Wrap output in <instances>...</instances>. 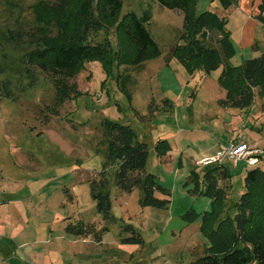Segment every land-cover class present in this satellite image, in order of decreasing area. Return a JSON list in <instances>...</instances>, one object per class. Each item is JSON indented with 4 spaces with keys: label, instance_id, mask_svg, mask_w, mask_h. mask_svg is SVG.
<instances>
[{
    "label": "rangeland",
    "instance_id": "374dc122",
    "mask_svg": "<svg viewBox=\"0 0 264 264\" xmlns=\"http://www.w3.org/2000/svg\"><path fill=\"white\" fill-rule=\"evenodd\" d=\"M40 1L57 2L0 0V81L11 89L10 98L0 95V264H186L203 255L209 243L200 221L210 211L211 199L189 193L193 185L188 176L193 170L201 174L205 169L201 160L215 155L234 134L226 129V112L214 99L221 66L206 74L189 70L173 55L182 24L179 11L154 0H121V15L148 13L146 27L159 55L139 68L120 66L109 77L98 62L86 63L71 81L78 96L71 94L58 104L51 77L34 69L37 80L30 86L21 64L22 56L34 48L33 7ZM195 3L197 14L217 11L227 18L224 28L235 49L230 65L264 56V24L255 18L256 26L249 23L242 39L233 4L224 9L217 0ZM217 35L209 34L210 46L217 47ZM104 37L114 48L113 31H102L97 38ZM120 73L130 77V100L116 84ZM165 99L172 108L163 111ZM259 106L257 98L244 112L230 111L243 116L240 132L262 149L256 166L264 170V113L259 114ZM105 119L129 125L137 140L147 144L145 169L168 191L169 197L155 193L170 200L166 209L141 206L137 189L117 190L115 166L107 160L100 134ZM162 139L170 150L158 158L154 145ZM227 162L232 167L230 179L219 184L229 204L244 191L246 170L227 160L223 166ZM102 177L114 221L103 220L92 198L91 182ZM80 223H94L101 240L96 242L93 233L79 236L66 231ZM127 224L140 235L141 244L122 242L132 236L124 229Z\"/></svg>",
    "mask_w": 264,
    "mask_h": 264
},
{
    "label": "trees",
    "instance_id": "16d2710c",
    "mask_svg": "<svg viewBox=\"0 0 264 264\" xmlns=\"http://www.w3.org/2000/svg\"><path fill=\"white\" fill-rule=\"evenodd\" d=\"M161 7L181 13V28L175 34L173 55L189 70L202 69L206 74L221 66L217 78L225 95L217 101L223 109L246 110L254 101L260 100L264 112V58L262 56L244 59L240 65L232 66L229 60L235 49L230 34L225 30V21L211 11L195 12L196 0H154ZM226 9L237 0H217ZM264 0L257 6L255 18L264 24L262 15ZM121 0H57L55 4L38 2L33 7L37 34L33 35L34 48L25 53L21 64L29 85L35 84L38 69L51 77L55 99L58 104L78 96L71 81L84 69L86 63L98 62L106 77L120 66L139 68L145 61L155 58L160 51L146 25L149 15L137 16L133 12L121 15ZM113 31L115 47L104 37L102 31ZM216 32L217 47L208 43L209 34ZM10 38L13 39L12 34ZM119 90L130 100L131 80L129 75L116 74ZM7 83L0 81V95L11 97ZM257 97V98H256ZM164 104L171 109L172 103ZM152 112V108H149ZM153 115V112L150 114ZM101 137L106 142L107 160L115 166L114 182L118 191L131 193L137 189L143 207L166 209L170 200L155 196L160 192L169 197L168 191L157 182V177L146 172L149 156L147 144L136 138L129 125L103 120L100 124ZM170 146L165 139L154 145L158 158L166 156ZM262 158V157H261ZM241 164V163H240ZM239 165V164H238ZM243 165V164H242ZM201 174L191 171L188 178L193 189L189 193L205 195L211 199L210 211L201 216L200 231L208 240L203 255L186 264H264V170L253 166L246 170L243 178L244 191L227 204L225 188L220 181H228L230 174L221 165L203 166ZM188 182L185 183L187 185ZM92 198L97 213L103 220L110 216L111 201L107 181L102 177L91 182ZM192 214V213H191ZM194 216H197L194 214ZM125 231L132 236L122 239L128 244H141L142 239L129 224ZM72 235L87 236L93 233L94 240H101L94 223H80L68 226Z\"/></svg>",
    "mask_w": 264,
    "mask_h": 264
},
{
    "label": "crops",
    "instance_id": "0c3cea01",
    "mask_svg": "<svg viewBox=\"0 0 264 264\" xmlns=\"http://www.w3.org/2000/svg\"><path fill=\"white\" fill-rule=\"evenodd\" d=\"M260 2H261V0H250V1L238 0L235 4H233L231 6L233 8L232 10L233 11L235 10V13L238 14L237 15V19L239 20L238 24H239V27H240L241 38L242 39H243L244 35L246 34L245 31L247 29V25L249 23H251V24L253 23L254 24L253 27H255L256 24H257V22L255 21L256 20L255 19V15L258 13L257 6H258V4ZM213 13H215L220 19L224 20L225 23H226L227 18L224 15H222L221 13H218L217 11L216 12L213 11ZM262 13H264V7H263ZM241 20H242V22H240ZM229 34H230V32H229ZM217 85H218V83H217ZM224 95H225L224 90H222L221 88L220 89L217 88V91L215 92L216 98H214L215 102H217L219 99L223 98ZM216 105L221 110H224V112H226L225 115L223 114L224 115V120H225L224 125H225L226 129L229 132L234 133L233 136L236 134L234 137L232 136V138L230 140H228V144L233 142V143L239 144V145H242V144L254 145L253 142H251V140H247V139L245 140L244 136L240 132L242 130L243 125H245V122L243 121V116L240 115L239 113H231V111H230V110H232L231 108L223 109L218 104H216ZM236 110H239V109H236ZM244 111L245 110H243V111L239 110V112H244ZM261 113H264V112L261 110V108L259 106V114H261ZM228 144L223 145V146H227ZM224 167L226 168L227 172L229 174H231L229 172L230 171L229 169L232 168V167H231V165L228 162L225 164Z\"/></svg>",
    "mask_w": 264,
    "mask_h": 264
},
{
    "label": "built area",
    "instance_id": "2783aa9c",
    "mask_svg": "<svg viewBox=\"0 0 264 264\" xmlns=\"http://www.w3.org/2000/svg\"><path fill=\"white\" fill-rule=\"evenodd\" d=\"M263 155L262 149L252 145H239L233 142L221 149L212 157L201 160V166L221 165L223 161H230L234 167L243 164L245 169L256 166Z\"/></svg>",
    "mask_w": 264,
    "mask_h": 264
}]
</instances>
